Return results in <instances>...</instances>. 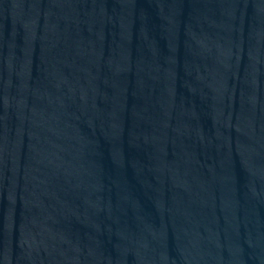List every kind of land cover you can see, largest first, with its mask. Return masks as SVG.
<instances>
[{"label": "water", "instance_id": "1", "mask_svg": "<svg viewBox=\"0 0 264 264\" xmlns=\"http://www.w3.org/2000/svg\"><path fill=\"white\" fill-rule=\"evenodd\" d=\"M0 264H264V0H0Z\"/></svg>", "mask_w": 264, "mask_h": 264}]
</instances>
